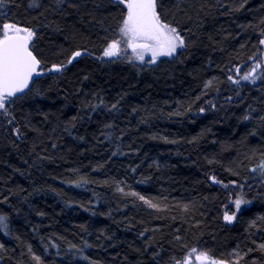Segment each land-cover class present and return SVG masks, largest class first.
Returning a JSON list of instances; mask_svg holds the SVG:
<instances>
[{
  "label": "trees",
  "instance_id": "1",
  "mask_svg": "<svg viewBox=\"0 0 264 264\" xmlns=\"http://www.w3.org/2000/svg\"><path fill=\"white\" fill-rule=\"evenodd\" d=\"M155 3V62L118 0L0 4L41 65L0 112L1 264H264V0Z\"/></svg>",
  "mask_w": 264,
  "mask_h": 264
},
{
  "label": "snow or ice",
  "instance_id": "2",
  "mask_svg": "<svg viewBox=\"0 0 264 264\" xmlns=\"http://www.w3.org/2000/svg\"><path fill=\"white\" fill-rule=\"evenodd\" d=\"M33 2L35 4V0ZM2 3L3 0H0V4ZM119 3L124 4L127 10L120 28L121 37L127 38L125 42L133 47V50L137 48L151 50L152 62H155L157 56H171L177 47H184V40L177 30L161 21L156 11L155 0H119ZM34 36L35 33L32 30L18 27L15 23H3L0 27V112H7L6 105L10 102L9 98L22 92L34 74L40 75L36 71L40 61L29 47ZM136 41H142V43H136ZM119 43L120 41L117 40L109 44L104 50V56L115 55ZM261 44H264V40H261ZM81 55V52H75L73 59ZM140 59L143 60L142 55ZM68 63H72V60ZM62 67L53 66V70L61 71ZM243 79L247 80L248 76H244ZM146 203L154 207L150 202L146 201ZM241 203H247V201L237 199L235 201L237 209ZM224 218L231 221L233 216L225 213ZM5 221L6 218L0 216V227H6ZM193 253H196V249H192L184 261H177V264H192L190 257ZM202 257L207 259L204 253L197 255L196 259L199 261Z\"/></svg>",
  "mask_w": 264,
  "mask_h": 264
},
{
  "label": "rangeland",
  "instance_id": "3",
  "mask_svg": "<svg viewBox=\"0 0 264 264\" xmlns=\"http://www.w3.org/2000/svg\"><path fill=\"white\" fill-rule=\"evenodd\" d=\"M119 1V0H118ZM120 36H121V33H120ZM116 40H118V39H116ZM125 40V39H124ZM120 41V40H119ZM126 43V42H125ZM124 43V49L122 48V49H120V48H118V51L116 52V54L117 53H122L123 51H125L126 53H128L129 52V50L131 49V47L129 48L128 47V45L127 44H125ZM136 43H142V41H136ZM181 47H177V49H176V51H178V49H180ZM140 51H139V50ZM176 51H175V53H176ZM138 53V55L139 56H143V57H149L150 59H152V51L151 50H146V49H141V48H137L135 51H131V54L133 55V54H137ZM174 53V54H175ZM173 54V55H174ZM163 57V56H167V55H159V56H157V57ZM196 257H197V255H195L194 256V258H192L191 259V261H192V264H224V263H222V262H220V261H216V260H209L208 258L207 259H204L203 257L201 258V260H197L196 259Z\"/></svg>",
  "mask_w": 264,
  "mask_h": 264
},
{
  "label": "water",
  "instance_id": "4",
  "mask_svg": "<svg viewBox=\"0 0 264 264\" xmlns=\"http://www.w3.org/2000/svg\"><path fill=\"white\" fill-rule=\"evenodd\" d=\"M34 55V54H33ZM80 57V56H79ZM40 69H41V65L39 64V66L37 67V69H36V71L37 72H39L40 73ZM39 75H33V77L29 80V82H28V85H27V87L26 88H28L29 86H30V84L32 83V81L35 79V78H37ZM26 88H24V90L26 89ZM19 93V92H18ZM0 264H1V259H0Z\"/></svg>",
  "mask_w": 264,
  "mask_h": 264
},
{
  "label": "bare ground",
  "instance_id": "5",
  "mask_svg": "<svg viewBox=\"0 0 264 264\" xmlns=\"http://www.w3.org/2000/svg\"><path fill=\"white\" fill-rule=\"evenodd\" d=\"M101 106H102V105H101ZM104 106H105V105H104ZM259 173H260V172H259ZM258 175H259V174H258ZM258 175H257V176H258ZM260 175H261V173H260ZM262 175H263V174H262ZM257 176H256V177H257ZM258 177H259V176H258ZM258 177H257V178H258ZM260 177H261V176H260ZM258 179H259V178H258ZM262 179H263V178H262ZM255 180H256V179H255ZM263 180H264V179H263ZM263 180H262V181H263ZM255 182H256V181H255ZM260 182H261V181H260ZM260 182H257V184H258V183L260 184ZM261 183H262V182H261ZM253 185H254V184H253ZM262 185H263V183H262ZM254 186H255V185H254ZM255 187H256V186H255ZM252 188H253V187H252ZM261 188H262V187H261ZM254 189H255V188H254ZM263 189H264V188H263ZM261 190H262V189H261ZM258 193H259V192H258ZM260 193H262V192H260ZM263 194H264V193H263ZM257 195H258V194H257ZM262 196H263V195H262ZM259 197H260V195H259ZM262 198H264V197H262ZM257 199H258V198H257ZM263 200H264V199H263ZM260 201H262V200L260 199Z\"/></svg>",
  "mask_w": 264,
  "mask_h": 264
}]
</instances>
